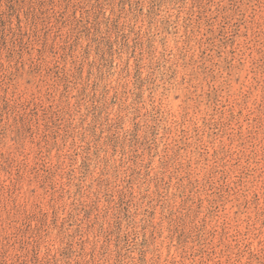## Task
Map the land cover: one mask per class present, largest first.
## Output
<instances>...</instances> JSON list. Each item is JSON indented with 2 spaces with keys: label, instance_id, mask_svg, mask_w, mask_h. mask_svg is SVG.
I'll return each mask as SVG.
<instances>
[{
  "label": "rangeland",
  "instance_id": "374dc122",
  "mask_svg": "<svg viewBox=\"0 0 264 264\" xmlns=\"http://www.w3.org/2000/svg\"><path fill=\"white\" fill-rule=\"evenodd\" d=\"M0 264H264V0H0Z\"/></svg>",
  "mask_w": 264,
  "mask_h": 264
}]
</instances>
